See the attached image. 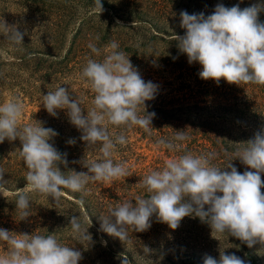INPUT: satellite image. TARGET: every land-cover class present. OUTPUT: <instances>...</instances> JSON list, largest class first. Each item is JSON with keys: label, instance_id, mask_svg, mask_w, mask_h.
<instances>
[{"label": "rangeland", "instance_id": "rangeland-1", "mask_svg": "<svg viewBox=\"0 0 264 264\" xmlns=\"http://www.w3.org/2000/svg\"><path fill=\"white\" fill-rule=\"evenodd\" d=\"M224 1L169 0L171 6L167 9L171 11L172 18L167 23L149 18L145 21L123 19L104 4L99 13L94 2L89 6L73 8V17L57 30L51 18L53 12L48 14L45 7H38L27 0H0V22L4 20L6 25L15 26L24 34L23 43L18 45L5 40L4 35L0 34V105L16 98L24 105L21 127L39 121L44 127L54 129L58 135L49 143L58 151L66 143L64 149L68 159L73 162L72 171L82 169L87 172L84 163L100 159L101 146H89L80 139L82 132L70 123L66 109H57V116L50 115L42 104L43 95L61 85L71 93L72 99L78 97L81 100L86 114L93 107L94 93L89 82L81 78L82 69L89 58L103 60L111 51L112 41L119 45V51L129 56L145 82L151 81L157 85L154 99L145 102L146 112L155 113L150 132H145L139 126L129 129L105 121L110 134L123 131L128 138L126 145H117L112 158L123 162L130 176L89 182L84 194L86 201L68 189H62L58 201L37 192H28L31 206L28 209L30 215L25 219H21L15 200L17 192L27 189V181L22 183L20 180L3 179L4 182L0 184V228L9 230L13 236L54 235L60 244L81 252L82 259L78 264H121L123 256H127L131 264H204L208 256L219 264L222 251L236 254L245 264H264V244L257 242L249 247L246 242L227 233H212L210 225L199 217L186 216L176 229H171L166 223L159 222L154 214L148 230L137 232L129 227V238L124 242L101 229V217L109 215V208L126 200L135 204L137 197H148L140 180L150 171L160 170L166 161L186 153L204 155L193 150H179L180 145H186L185 141L172 143V148L159 144L161 140L169 143L165 141L168 138L164 134L171 123L224 127L229 135L224 144L228 157L226 160L223 157L210 158L211 163L222 170H230L227 165L231 163L241 174L251 170L237 155L247 145L248 140H244L246 132L252 128H264V85H238L228 83L223 78L217 84L211 78H200L202 65L198 62L190 64L187 55L180 52L176 40V36H182L186 31L180 26L181 11L204 13L207 17L217 4H227L226 7L239 5L243 9L264 3V0ZM258 19L264 22V11L258 14ZM55 32L56 43L47 47L46 42ZM75 38L79 42L69 52ZM89 43L96 45L99 54L91 51ZM20 47L21 53L17 52ZM34 51L36 53L33 55ZM176 98L184 103L179 110H159L153 105L154 102H162L171 107V100ZM178 104L176 102L175 105ZM143 112L141 105L140 114L143 115ZM192 125L190 128L194 127ZM70 139H74L75 143L69 144ZM196 142L205 146L211 144L201 132L197 134ZM20 146L19 138L12 141L5 138L0 142V159H10V163L22 161L19 155L21 150H18ZM195 147L202 148L201 145ZM261 179L264 181V173H261ZM261 192L264 193V187ZM84 201L89 204L90 210ZM207 207L205 205V209ZM72 216H78L83 227L88 228L91 241L79 239L72 232L69 225ZM145 247L151 250L150 253H144ZM8 250L5 242L0 241V255H6Z\"/></svg>", "mask_w": 264, "mask_h": 264}, {"label": "clouds", "instance_id": "clouds-1", "mask_svg": "<svg viewBox=\"0 0 264 264\" xmlns=\"http://www.w3.org/2000/svg\"><path fill=\"white\" fill-rule=\"evenodd\" d=\"M94 2L100 13L101 0ZM261 11H264V3L243 9L239 5L217 4L207 17L204 13L181 11L180 26L186 31L176 36L178 48L187 55L190 64L202 65L199 72L202 79L211 78L217 84L223 78L238 85H264V22L258 19ZM0 34L13 44L23 43L24 34L17 27L6 25L4 20L0 22ZM88 47L99 54L95 44L89 43ZM110 49L103 60L89 58L82 69L81 78L89 82L94 93L93 107L86 114L81 100L72 99L71 93L61 85L42 97V104L50 115L57 116V109H66L70 123L82 132L80 139L89 146H101V158L84 163L87 172L66 174L61 171L58 165H67L66 154L49 143L58 133L39 121L21 127L24 105L18 99L0 105V142L5 138L10 141L19 138L22 144L19 155L28 169L25 177L28 187L17 192L15 200L21 219L30 215L28 192L58 201L62 189L83 192L89 182L130 176L126 165L112 158L117 145H126L128 138L123 131L110 134L105 121L116 127L139 126L150 132L155 113L146 112L145 102L154 99L157 85L142 79L115 41L111 42ZM175 139L183 141L186 136L177 132ZM68 143L74 144L75 140L70 139ZM159 144L173 147L163 140ZM237 157L251 170L241 174L231 163L227 165L230 170H222L211 163L210 157L191 153L166 161L162 169L152 170L140 180L148 197H137L135 204L126 200L109 208V215L101 217L102 231L124 242L129 238V227L137 232L148 230L154 214L171 229H176L184 217L194 216L208 223L212 233H227L249 247L257 242L264 244V193L261 192L264 130L257 131ZM3 174L4 170L0 169V184L4 182ZM69 225L79 239L91 241L88 228L83 227L78 216H72ZM11 233L0 228V241L9 249L6 255H0V264H78L82 259L80 251L60 244L54 235L13 236ZM143 251L148 254L151 250L145 247ZM121 264L131 262L123 256ZM204 264H217V261L208 256ZM219 264H245V261L234 253L222 251Z\"/></svg>", "mask_w": 264, "mask_h": 264}, {"label": "trees", "instance_id": "trees-1", "mask_svg": "<svg viewBox=\"0 0 264 264\" xmlns=\"http://www.w3.org/2000/svg\"><path fill=\"white\" fill-rule=\"evenodd\" d=\"M27 1L30 3H36L38 7L39 6L45 7L44 10L48 14L53 12L51 18L53 23H55V26L57 25L58 27L57 30L59 29V27L61 28L63 26V23L67 24V22H69V20L73 17L71 15L74 11L72 10L73 8L76 9L78 7L89 6L92 3H94V0H27ZM168 2L169 0H101V4L108 6L114 12V14L120 16L123 19L135 18L145 21L146 18H149L151 20H155L156 22H162V23L163 22L167 23L172 18L170 17L171 11L167 9L168 6H171ZM222 2H226V1L222 0ZM56 33L57 32L53 34L50 41L46 42L48 43L46 45L47 47H52L56 43V39H55ZM78 42L79 41L76 42V38L73 40V44L70 47L69 52L75 49L76 44ZM28 44H31V42ZM17 49H18L17 52L21 53V51H19L21 47ZM34 53H36V51L33 52V55ZM20 59H23L22 56H20ZM171 101H173L170 102L171 104H173V106L171 107H167V105H165V103L162 102L160 103L154 102L153 105L159 110L165 108L179 110L180 109L179 106L184 105L183 100L179 98L172 99ZM176 102H179V104L175 105ZM157 103L159 107L156 106ZM191 125L192 124L185 125L183 123H176V124L171 123L170 125H167L168 128L164 135L168 139H165V141L170 143H175V142L182 143L183 141H185L186 145L183 147L182 145H180L178 148L179 150L197 151L212 159H217L220 157H223L224 160L227 159L228 153L226 151V147L224 144H226L229 135H228V131H226L224 127L221 129L218 127H212V126L210 127L209 125L201 126L195 124L192 125L194 126L193 128H190ZM169 127H171V130L169 129ZM261 130H264V128L259 127L257 129L256 128L249 129L248 132H246V137L242 136V138L244 137V140L252 139L254 137V134L257 131H261ZM208 131H210L209 134L207 133ZM177 132H182L186 136V139L183 141L176 140L175 136ZM199 132H201L203 137H206L210 140L211 144L209 146H205L204 144H200L199 142H196L197 134ZM197 145H201L202 148L198 149L197 147H195ZM65 146H67L66 143L65 145L63 143L62 147H60L59 149V152L62 151L61 152L62 154H66V150L64 149ZM21 148L22 146H20L18 150H21ZM2 160L3 157L2 159H0V169L4 170L3 179H7L11 181L20 180V182L22 183L26 181L25 177L27 175L28 169L24 165L23 160L16 161L14 163L13 162L10 163L11 162L10 159L3 161ZM66 160H67L66 166L64 164H60L58 166L60 167L61 171H64L66 174H71L73 170L71 165L73 164V162H71L68 159L67 155H66ZM75 162L77 161L75 160ZM81 171L83 170L82 169H80L79 171L77 170V172H81ZM72 193L76 197H81L83 200L86 201V197L84 195L86 194V189L83 192H76V193L72 192ZM85 201L84 203L86 205V208L90 210L89 204L86 203Z\"/></svg>", "mask_w": 264, "mask_h": 264}]
</instances>
